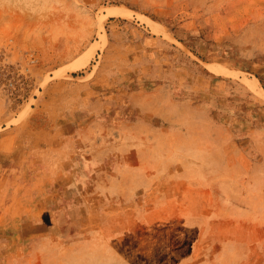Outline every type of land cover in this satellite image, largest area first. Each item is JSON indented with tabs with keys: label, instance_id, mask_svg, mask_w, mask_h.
<instances>
[{
	"label": "rangeland",
	"instance_id": "1",
	"mask_svg": "<svg viewBox=\"0 0 264 264\" xmlns=\"http://www.w3.org/2000/svg\"><path fill=\"white\" fill-rule=\"evenodd\" d=\"M0 264H264V0H0Z\"/></svg>",
	"mask_w": 264,
	"mask_h": 264
}]
</instances>
